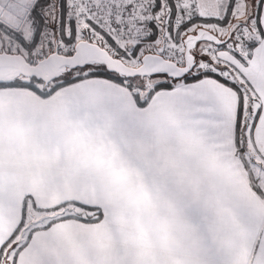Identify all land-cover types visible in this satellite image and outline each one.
<instances>
[{
    "label": "snow or ice",
    "instance_id": "snow-or-ice-1",
    "mask_svg": "<svg viewBox=\"0 0 264 264\" xmlns=\"http://www.w3.org/2000/svg\"><path fill=\"white\" fill-rule=\"evenodd\" d=\"M0 264H264V0H0Z\"/></svg>",
    "mask_w": 264,
    "mask_h": 264
}]
</instances>
